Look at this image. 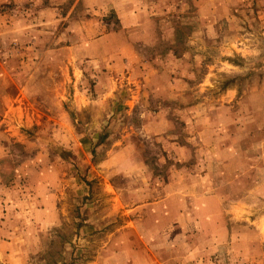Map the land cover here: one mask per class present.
Wrapping results in <instances>:
<instances>
[{
	"label": "rangeland",
	"instance_id": "rangeland-1",
	"mask_svg": "<svg viewBox=\"0 0 264 264\" xmlns=\"http://www.w3.org/2000/svg\"><path fill=\"white\" fill-rule=\"evenodd\" d=\"M0 264H264V0H0Z\"/></svg>",
	"mask_w": 264,
	"mask_h": 264
},
{
	"label": "crops",
	"instance_id": "crops-1",
	"mask_svg": "<svg viewBox=\"0 0 264 264\" xmlns=\"http://www.w3.org/2000/svg\"><path fill=\"white\" fill-rule=\"evenodd\" d=\"M123 15V14H122ZM124 16V15H123ZM159 77H161L163 80H165L166 81V83H165V85H164V87L162 88L165 92L166 91H168V90H170L171 89V83H170V78H169V76H168V74L167 73H165V74H159ZM169 79V80H168ZM136 82H137V84H139V85H142L143 84V79H139V80H137L136 79ZM152 87V86H151ZM141 90H142V88H140V90H139V95L141 94ZM77 94H82L81 92H80V90L79 91H77L76 92ZM104 93V90H100L99 91V95H102ZM87 107L88 108H90V109H92L93 108V105L91 104V103H89L88 105H87ZM98 108H100L101 110H104V109H102V106H99ZM94 111V110H93ZM92 111V112H93ZM89 112H90V110H89ZM102 113H104V111L102 112ZM155 113V112H154ZM153 113V114H154ZM157 113V112H156ZM151 116H153V117H155L153 120H150V119H148V123H149V125H150V127H152V129H155L156 127H165V129L167 128H169V125H170V122H169V119H167V118H165L166 116H162V115H160V114H158V116L156 117V116H154V115H151ZM150 117V116H149ZM97 122L99 123V122H101V119H97ZM165 131V130H164ZM161 132H162V129H161ZM136 159V158H135Z\"/></svg>",
	"mask_w": 264,
	"mask_h": 264
}]
</instances>
